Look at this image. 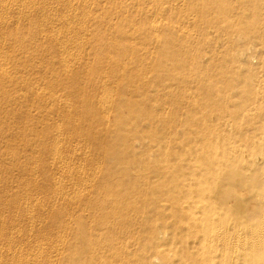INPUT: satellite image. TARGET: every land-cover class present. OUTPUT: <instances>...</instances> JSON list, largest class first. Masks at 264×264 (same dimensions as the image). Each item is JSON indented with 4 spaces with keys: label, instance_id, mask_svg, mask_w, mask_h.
I'll return each mask as SVG.
<instances>
[{
    "label": "rangeland",
    "instance_id": "374dc122",
    "mask_svg": "<svg viewBox=\"0 0 264 264\" xmlns=\"http://www.w3.org/2000/svg\"><path fill=\"white\" fill-rule=\"evenodd\" d=\"M79 1L72 0L54 13L56 19L58 16L62 19L71 17L66 15L70 6L78 11V17L70 18L74 23L69 30L74 37L71 41L52 37L57 20L55 23L48 20L47 16L54 14L43 12V4L27 14L17 7L20 11L9 10L6 17L0 7V44H4L0 47V60L8 57L4 68L9 70V76L0 77V242L3 244L0 243V264H72L70 258L86 264L87 248L80 251L78 245L89 244L94 256L106 252L108 239L105 238L109 237L115 245L120 240V243L128 241V245H118L122 249L119 247L120 254L129 255L132 264H148L140 261L145 253L159 254L164 260L163 255L144 245L149 242L148 227L158 223L160 215H197L187 199L190 195L176 193L183 182L179 178H185L182 169L188 167L181 155L196 159L205 153L212 158L226 154L229 161L243 148H238L243 142L240 137L225 133L215 135V140L204 141L206 146L195 145L194 137L199 141L204 135L210 136L208 129L184 116L180 118L182 108L173 101L182 93L168 94L163 64L167 57H160L162 48L150 32L152 15L165 16L166 8L158 7L153 0H89L91 14L85 15ZM62 2L53 0L51 5ZM81 19L89 20V32L85 34ZM44 21L48 27L45 30ZM176 35L173 32L168 35L169 43L176 40ZM195 36L200 42V35ZM75 41L83 42L81 51L76 49ZM166 42V46L171 45ZM62 45L64 49H72L71 54H77V63L63 66ZM215 45L220 51L224 39ZM250 46L254 49L259 44L249 39L240 48ZM152 51L159 57H149L147 53ZM172 52L173 49L167 54L173 56ZM36 85L39 89H33ZM46 92L57 99L50 103L43 100ZM77 93L84 97L74 98ZM103 98L110 100L107 103L110 108L104 105ZM67 101L69 106L65 104ZM46 110L51 114L47 115ZM64 110L65 114L82 112L84 117L66 121ZM78 126L83 132H78ZM56 131L57 138L53 136ZM110 135L119 138V144ZM153 138L157 139L156 147L151 146ZM53 145L59 148L57 152ZM245 148L258 149L249 143ZM122 164L125 170L120 168ZM214 166L222 174L219 178L215 175L208 178L205 186L221 199L220 207L248 219L259 217L264 197L252 198L250 189L231 174L234 168L246 172V165L233 162ZM65 171H73L74 178H67ZM47 175L63 179L60 180L64 188L58 194L49 192L53 184L47 183ZM83 177L93 180L86 190L81 184ZM259 182L263 186L264 177ZM76 187L79 191L76 193L81 194L73 198ZM109 191L113 195L108 196ZM13 199L19 200L18 204L14 203L15 212L32 207L35 214L29 216L33 223L27 215H12L5 210L4 206ZM104 215H123L126 224L124 220L110 224ZM79 217L83 218L80 219L85 224L83 228L78 224ZM261 218L264 219V214ZM114 225L117 229L112 228ZM98 239L103 240L101 247L94 244ZM95 247L97 251L93 253Z\"/></svg>",
    "mask_w": 264,
    "mask_h": 264
},
{
    "label": "bare ground",
    "instance_id": "6f19581e",
    "mask_svg": "<svg viewBox=\"0 0 264 264\" xmlns=\"http://www.w3.org/2000/svg\"><path fill=\"white\" fill-rule=\"evenodd\" d=\"M21 1L22 0H10L8 2L6 0H0V7L2 12L4 11V16H7L9 10H15L17 7L26 11L25 13L27 14V12L39 8L42 4L45 7L43 12L54 14L56 11L61 10L60 8L64 9L72 0H65V2L63 0L62 4L57 3L55 6L51 5L53 0ZM77 1L79 0H76V2ZM80 1L82 3V13L90 15L92 2L89 0ZM153 1L158 7L162 6L166 8L165 16L164 14L152 15L150 21V32L157 44H159V48H162L161 53L159 52L160 57H167L163 60L166 90L170 95H174L178 92L180 94L182 93L181 97L177 99L178 101H173L177 103L176 105L180 107V109L182 108L180 118L184 116L190 121H194L199 125H204L206 129H208V134H210L209 137H207L208 135H204L205 137L199 138L200 142L194 137L195 139L193 140L195 145L202 143L206 146L207 142L204 143V141L215 140V135L218 133H225L240 137L243 142L238 144V148L240 149L242 146L244 149L242 148L240 150L241 152L236 154L235 157L229 161L226 154H224L222 158L218 156L212 158L205 153L204 156L196 157V159H192V157L188 158L185 154L181 155V160L185 161L184 164L188 167L182 169L186 181L179 178V180L183 182L180 183L176 193L179 195L184 193L190 195L187 199L191 200L190 206L194 208L197 215H160L161 219L158 220V223L155 222L158 226L156 224H151L148 227L150 228L149 242H145L144 245L147 248L150 247V249L156 250L160 255H163L164 260L159 258V254L150 256L149 253H145L143 257L140 258V261L143 263L147 262L148 264H264V219L261 218L264 214V207L261 209L259 206L262 214L256 218L248 219L245 215H235L237 212L234 214L232 210L226 211L225 208L220 207V204L223 203H221V199L214 196L205 186L208 178L211 179L213 175L219 178L222 174L220 170H215L214 164L221 166L223 164L231 165L233 162H243V164L246 165L245 168L247 169V173L244 172V170L238 172L237 168H234L231 174L233 177H238L239 184H244L250 189L249 191L252 198L255 197L257 200H262V197H264L262 196L264 192L262 191L261 193V190H264V185H260L259 182L261 177H264V0ZM2 3L4 4L2 5ZM66 15L71 17L65 16V18L62 17V19H60L58 16L56 19L55 14L48 15L47 17L49 21L54 23L56 22L54 20H57V26L55 25V30H53V34H51L52 37L56 38L61 36L71 41L74 39L72 36L73 33L69 31L71 24H74L71 23V19L72 17H78L79 14L75 8L70 6ZM81 20V24L84 23L83 34H85L89 32L87 22L89 20ZM46 21L42 24L43 29L46 27ZM51 25L53 24L51 23ZM46 32L47 31H45V33ZM172 32L176 33L178 38L176 37L175 41L169 43L170 41L167 37ZM196 33L200 35V42L199 38L195 36ZM80 36L82 38V35ZM17 37L16 35L15 38ZM221 38L224 39V47L218 51L215 43H218ZM249 39H252V41L259 44V46H255L254 49H252V46L249 48H240V46H245ZM166 41L171 45L166 46ZM75 43L77 42L75 41ZM63 45L61 46L63 58L60 61L63 66L67 67L69 64L77 63V61H79L78 56H76L77 54H71L72 49L70 50V48L67 47L64 49ZM1 46H4V44H0V47ZM82 46L83 42H78L76 44V49L81 51L83 48ZM167 49H169V51ZM171 49L174 51L172 52L173 56L167 54ZM252 50L255 51L254 54L249 55V52H252ZM258 51L259 54H257ZM147 55L152 58L159 57V54L154 51H152L151 54L147 53ZM3 58L0 60V77H7L9 76V70L5 69L4 66L8 57H5V59ZM252 60L255 62L252 63ZM93 70L98 71L97 68ZM62 84L63 82L59 83L57 86ZM33 89H39V86L36 85ZM78 96L82 97L83 95L77 93L74 98H79ZM56 99V95L48 92H46L43 97V100H48L49 103ZM104 101L105 106H107V103H110V100L107 101L104 99ZM100 102L102 101L100 100L99 103ZM65 104L68 105V101L65 102ZM107 107L110 108L109 105ZM107 107H105L106 109L104 108V110H107ZM108 110L106 112L107 114ZM65 113L66 111L64 110L62 115L65 116L66 121H70L76 117L78 119L84 117L82 112L79 114ZM46 114H51V111L46 110ZM81 129L82 128L78 126V132L80 130L79 133L83 132ZM186 131L191 136L189 130ZM58 135L59 132L56 131L53 136L57 138ZM110 138L116 142L115 144H119V138H113L112 135H110ZM72 142L75 141L73 140ZM136 142L138 143L139 141ZM248 143L253 146L255 145L258 149L254 151L247 150L245 147ZM54 145L53 147L57 146ZM151 146H157L156 138L151 139ZM57 149L55 147V151ZM53 154L55 155L56 153ZM52 158L53 157H51V159ZM61 158L62 156H60V159ZM234 166L237 165L235 164ZM120 168L125 170L126 166L122 164ZM34 170L33 174L35 173ZM60 171H64L62 166L60 167ZM254 172L255 175H251L252 173L254 174ZM65 173L67 174V178H74L73 171H65ZM190 176L193 177L189 178ZM46 177L50 180H47V183L50 182L53 184L52 190L51 188L49 189L50 193L54 192L58 194L60 189L64 188V183L61 181L63 179L61 177L58 179L48 175ZM126 178L128 179V177ZM81 180L82 183H80L85 186V190L87 185H93L92 179H85L83 177ZM73 187L75 190V186ZM80 188L82 189V187H79V190ZM66 189L69 190L68 185ZM231 189V193L233 194L234 188L231 187ZM231 189L229 188V190ZM73 192H75L73 198L75 196L78 197L76 195L79 194L76 193L79 192L78 189ZM111 195L113 194L109 191L108 196ZM73 198L71 201H73ZM64 200L67 199L65 198ZM17 202H19V200L13 199L12 202L4 206L5 210L8 211V213H12V215H27L28 218L35 214V212L31 210L32 207H30L31 211L21 209L15 212L14 203L18 204ZM255 202L257 201L255 200ZM36 215H39V213ZM70 216L74 217L75 215ZM104 216L106 221L110 224H113V222L117 220H124L126 224L123 215ZM80 219L83 218L79 217L78 224L83 228L85 224L82 220L80 221ZM29 222L33 223V219ZM112 228L117 229L116 225H114V227L112 226ZM60 240L56 239V241ZM105 240H107L106 246L108 247L106 252H97L94 256L89 250V244L78 245L80 251L82 248H87L84 261L86 264H90L92 261H94L95 264H132L133 260L129 258V255L122 256V254H120V246L118 245H128V241L120 243V240L115 245L112 242V238H105ZM94 244L96 247H101L103 240L98 239ZM1 245L3 244L1 243ZM90 246H93V244ZM96 247L95 250L93 249V253L97 251ZM174 249H178V251L173 252L172 250ZM93 257L94 260L92 259ZM111 257H115V260L111 259ZM70 260L72 264H82L76 258H70Z\"/></svg>",
    "mask_w": 264,
    "mask_h": 264
}]
</instances>
